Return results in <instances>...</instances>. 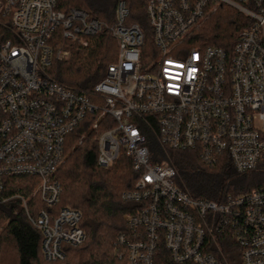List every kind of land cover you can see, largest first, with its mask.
<instances>
[{"label":"built area","instance_id":"2783aa9c","mask_svg":"<svg viewBox=\"0 0 264 264\" xmlns=\"http://www.w3.org/2000/svg\"><path fill=\"white\" fill-rule=\"evenodd\" d=\"M221 6L251 20L232 52L188 49L191 34ZM146 13L149 35L128 24L129 9L118 4L110 29L118 59L92 90L78 91L48 73L71 56L54 50L53 40L86 49L108 27L81 10L59 11L57 0H0V196L6 179L39 181L31 198L49 210L34 216L29 199H13L41 233L44 259L64 261V247L82 245L86 233L79 210L53 211L62 196L57 176L71 137L88 121L99 132V166L125 157L137 178L122 196L137 205L123 217L130 235L117 241L128 264H264V187L224 203L197 200L176 184L167 159L168 151L194 152L209 168L224 160L239 174L259 167L264 0H150Z\"/></svg>","mask_w":264,"mask_h":264},{"label":"trees","instance_id":"16d2710c","mask_svg":"<svg viewBox=\"0 0 264 264\" xmlns=\"http://www.w3.org/2000/svg\"><path fill=\"white\" fill-rule=\"evenodd\" d=\"M149 1L57 0L59 11H84L105 24L108 30L91 38L86 49L63 41L57 35L52 43L54 50H69L71 56L64 62H53L49 75L69 88L92 90L118 59V44L110 32L117 21L118 4L127 5L128 24H138L145 29ZM250 25L251 20L237 10L221 6L191 34L186 46L188 49L218 47L231 53L239 34ZM148 42L151 45L152 42ZM98 137L99 132L91 131L89 122L85 121L71 137L69 157L57 176L62 196L53 211L79 210L83 216L81 227L86 233L85 242L78 247L65 246L64 261L47 262L41 251V233L29 222L21 201L13 199L17 194L29 199L28 206L34 216L41 210H49L39 197L31 198L39 181L28 177L9 178L0 196V264H6L11 249L17 264H128L126 251L117 241L121 234L130 235L123 217L134 213L137 205L124 202L122 196L134 188L137 178L125 157L109 168L99 166ZM81 138L84 139L79 144ZM167 159L176 169V184L197 200L224 203L229 197L251 194L264 187V158L255 171L246 174H239L228 160L209 168L194 152L168 151ZM228 251L235 257L233 246H229Z\"/></svg>","mask_w":264,"mask_h":264},{"label":"rangeland","instance_id":"374dc122","mask_svg":"<svg viewBox=\"0 0 264 264\" xmlns=\"http://www.w3.org/2000/svg\"><path fill=\"white\" fill-rule=\"evenodd\" d=\"M233 9V8H232ZM147 14V13H146ZM147 16V15H146ZM146 19H147V24L145 25V29H144V31L149 35V34H151V25H150V22H149V19L146 17ZM68 157H69V151H68V155H67V159H68ZM67 161V160H66ZM34 183H37V181L36 182H34ZM37 187H38V183L34 186V192L37 190ZM33 192V193H34ZM33 193L31 194V197L33 196ZM233 250L235 251V254L237 255V254H239V247L238 246H236V245H233ZM6 264H17L16 263V260H15V254L13 253V251H12V249H11V255L8 257V259H7V262H6Z\"/></svg>","mask_w":264,"mask_h":264}]
</instances>
